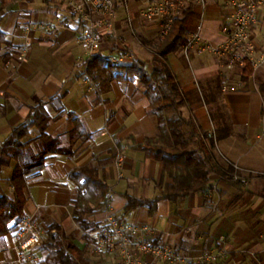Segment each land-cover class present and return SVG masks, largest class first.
<instances>
[{"label":"crops","instance_id":"crops-1","mask_svg":"<svg viewBox=\"0 0 264 264\" xmlns=\"http://www.w3.org/2000/svg\"><path fill=\"white\" fill-rule=\"evenodd\" d=\"M69 2L9 0L1 23L9 43L0 44V141L39 100H45L53 117L60 115L48 133L60 137L65 148L71 134L78 136V129L85 132L76 138L73 157L66 152L51 155L41 174L32 179L26 215L44 230L57 221L69 232L78 231L83 244L70 209L77 190L67 173L96 159L100 176L111 187L112 208L131 223L152 227L156 242L165 241L192 258L218 247L226 251L229 264H264V62L254 65L252 61L254 72L243 82L240 65L230 69L226 57L200 51L199 44L190 49L188 58L183 50L169 53L168 64L186 100L185 116L203 131L215 132L217 145L212 155L218 170L204 192L176 201L161 200L154 213L146 207L126 213L127 195L153 198L157 193L162 164L136 148L155 135L157 119L139 81L113 80L108 92L99 93L85 73L87 54L79 41L83 29L69 10ZM194 6L198 16L189 20L191 34L202 15L201 7ZM226 16L222 0L207 1L202 41L225 42L222 26ZM251 32L260 57L264 6ZM139 36L157 39L160 23L143 17L139 0H117L113 31H99L104 55H123L120 64L145 60L151 70L153 48ZM8 52L12 56L5 62L3 54ZM36 135L37 131L31 133V138ZM119 157H123L121 166L117 165ZM233 164L239 166L237 172L247 178V184L229 180L236 172ZM6 171L12 174L13 165L3 169V185L10 178L4 176ZM91 219L102 223L105 211ZM14 248V232L0 237V264H11ZM104 257L108 264L116 255Z\"/></svg>","mask_w":264,"mask_h":264},{"label":"trees","instance_id":"trees-1","mask_svg":"<svg viewBox=\"0 0 264 264\" xmlns=\"http://www.w3.org/2000/svg\"><path fill=\"white\" fill-rule=\"evenodd\" d=\"M8 3L9 0H0V44L3 45L9 43L7 34L1 29ZM69 10L76 18L71 7ZM197 16L194 4H190L175 18L166 36L154 40L139 36L142 43L153 48L155 64L151 70L147 68V61L141 59L130 64L110 63L102 51V45L91 60L83 63L86 75L101 94L111 89L113 80L139 81L149 101V110L157 119L155 135L136 145L146 157L162 164V177L155 185L157 193L153 198L127 195L126 213L140 207L154 213L161 200L176 201L204 192L210 187L212 173L218 170L212 155L216 149L215 141L193 119L185 116L183 108L186 100L167 59L169 53L182 51L188 43L191 36L189 20ZM11 56L9 52L4 53L3 60L7 62ZM245 62L241 68L243 82H247L254 72L252 60L246 58ZM58 116L53 117L46 108L45 100H39L35 106H31L24 121L13 127L8 136L0 141V237L15 232L26 216L29 184L44 170L48 158L65 152L69 157L75 155L73 146L76 138L85 132L78 129V136L71 134L70 145L65 148L60 137L48 133L51 122ZM33 129L37 135L31 138ZM95 160L76 165L67 173V178L77 190L70 209L83 244L79 241L78 231L69 232L60 222L52 221L43 236V260L39 264H105L103 255L90 253L94 243L90 232L100 224L91 217L105 211L111 202V187L100 176ZM10 165H13L12 174L7 180L10 188L7 185L8 189H4L3 169ZM232 174L229 180L242 184L234 180Z\"/></svg>","mask_w":264,"mask_h":264},{"label":"built area","instance_id":"built-area-1","mask_svg":"<svg viewBox=\"0 0 264 264\" xmlns=\"http://www.w3.org/2000/svg\"><path fill=\"white\" fill-rule=\"evenodd\" d=\"M208 0H139L141 13L146 20L160 23V36H166L174 23L175 18L190 4L200 6L202 15L199 25L191 34L183 51L186 57L194 45L199 44L200 51H210L216 55L225 56L228 67L234 69L246 64L245 59L257 63L264 62V52L258 57L259 46L252 38V26L258 23L259 11L264 6V0H222L227 10L222 31L226 36L224 43L211 45L205 43L202 36L205 10ZM117 0H70L69 7L75 13L78 23L82 25L83 32L79 41L86 51V61L100 49L99 31L103 28L113 31L116 22ZM259 58V59H258ZM107 61L120 64L123 55H108ZM217 145L214 130L208 133ZM123 157L117 159L121 166ZM236 172L232 174L234 180L247 184L246 177L237 171L239 166L233 164ZM45 230L37 220L26 215L15 230L14 258L11 264H39L43 260L42 245ZM154 230L149 225H137L119 215L111 204L105 210V219L99 226L90 232L94 243L92 252L97 256L106 254L116 255L108 264H229L226 251L218 247L204 250L198 257L192 258L177 251L165 241L154 240Z\"/></svg>","mask_w":264,"mask_h":264},{"label":"rangeland","instance_id":"rangeland-1","mask_svg":"<svg viewBox=\"0 0 264 264\" xmlns=\"http://www.w3.org/2000/svg\"><path fill=\"white\" fill-rule=\"evenodd\" d=\"M223 57H225V56H223ZM34 132H36L35 130L33 131V132H31V133H34ZM31 137V136H30ZM11 173H8V171H6V172H4V176L5 177H10L11 175H10ZM7 185L9 186V188H10V183L9 182H5L4 183V189H8V187H7ZM38 222V221H37ZM39 223V222H38ZM79 240H80V237H79ZM14 258V257H13ZM12 261V260H11Z\"/></svg>","mask_w":264,"mask_h":264}]
</instances>
